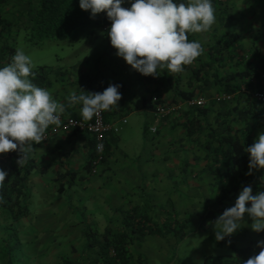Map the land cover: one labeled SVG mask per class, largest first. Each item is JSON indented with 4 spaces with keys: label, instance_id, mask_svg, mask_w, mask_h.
Here are the masks:
<instances>
[{
    "label": "crops",
    "instance_id": "1",
    "mask_svg": "<svg viewBox=\"0 0 264 264\" xmlns=\"http://www.w3.org/2000/svg\"><path fill=\"white\" fill-rule=\"evenodd\" d=\"M173 2L187 4L188 0H173ZM211 3L215 10V23L210 30L188 35L189 41L201 43L204 52L192 64L183 66V72L170 75L166 69L163 71L158 69V76H145L132 69L123 57L116 54L117 50L111 45L109 37L108 40L99 41L97 46L89 47V50L85 51L84 47L81 63L77 67L63 69L64 78L55 81L52 87L47 88L52 98L63 103L66 110L60 117L62 124L59 127L49 126L46 131L47 137L42 143L33 142V147L36 148L33 153L36 168L33 172H37L38 177L32 178V172L28 181L31 184L34 181L38 183V193L43 196L52 197L54 192L65 195L57 199L58 204L52 200L53 208L60 207L56 209L57 215L50 218L49 215L44 216L42 213L41 217L44 219L38 221V229L43 231V234H38V244L40 239L47 241L54 237L51 248H55L52 245L56 247L60 245L62 248V245L68 244L64 247L66 249L74 242L70 238L64 241L57 239L58 237L74 234L82 236V243L80 242L76 251H71L74 255H60L62 264L63 258L74 261L85 258L83 250L87 242L86 231L95 229L99 234H103L107 226L115 230L123 229L126 212L134 207L131 205L134 201L126 199L137 187L138 190L133 197L139 198L138 204L145 200L144 188L147 190L152 187L153 197L156 198L154 204L157 205L156 210L152 212L161 218L166 217L169 212L166 209L168 203L182 204V201H185L184 206L179 207V213L175 216L178 219L192 220L188 234L195 231L192 226L206 213L208 203H211L209 208L214 206L216 189L213 185L216 179L210 171L211 161L206 158L207 152L203 144L208 140V134L218 128L220 102L226 101L232 113H236L237 107L241 109L249 106L246 100L237 99V95L246 91L251 73L257 76V81L261 85L264 81V66H261L264 62V0H211ZM219 49L222 50V56L215 59L213 68L206 72L205 68L208 67H204V64L212 60L210 52L218 53ZM72 60L78 61L74 57ZM199 71L200 76H198ZM234 73H238V76L232 80L229 76ZM83 76H90L92 79L86 85L88 92H93L95 88L103 92L109 84L121 85L118 91L122 94V98L118 101V105L113 106L111 111H106L108 121L116 122L119 131L108 136L106 157L96 174H91L87 166L93 144L90 133L65 126L68 119L82 120L80 115L82 105L67 107V97L72 91L77 95L85 94L82 90H78L83 83H86ZM91 83L92 88H90ZM228 83H239L240 91L230 94L221 91L222 86H227ZM194 89L199 90L197 97L205 99L204 107L214 104L206 117L212 127L204 122L203 130L190 133L187 129L190 116L186 115L184 105L165 116L157 115L151 107L150 98L154 94L165 102H176L184 100L181 99V94ZM256 104L260 107L264 106V103ZM130 116H136L137 119L133 120L132 125H129ZM201 118L202 121L205 119L204 116ZM247 122L245 117L241 119L238 117L232 122V126L238 129L246 126ZM262 132H264V119L251 135L253 143ZM133 139H136L135 145L139 149V156L132 157L125 152L124 147L131 146L134 143L131 141ZM123 162L126 164L123 165ZM98 175L101 181L96 179ZM260 183L261 186L264 185V174ZM95 186L98 187L93 192L91 188ZM245 186L252 188L254 184L249 180L246 185L241 184L242 189ZM180 191L182 193H179ZM258 192H264V189L252 188L253 195ZM231 201L235 203L236 200L232 198ZM129 202L130 207L125 204ZM246 206L250 207V202ZM53 208L51 207L50 211ZM217 218V216L210 218L202 228ZM98 219L101 222L97 221ZM64 220H69L71 224L69 230L57 231L55 236L43 230L48 225L55 229L66 226ZM244 223V226L238 229L237 236L234 235L237 241L232 240L231 243L237 246V250L251 246L250 254L256 255L261 250L257 242L264 240V231L252 230V219L249 215L244 217ZM149 236L151 235H147L142 241L141 246L132 243V248L145 255L142 248ZM158 237L160 244L166 246L167 237ZM174 239L183 238L168 236L169 241ZM41 250L39 246L38 253ZM89 253L91 260L96 257L95 249H90ZM228 255L236 254L233 252ZM145 257L148 259L147 254Z\"/></svg>",
    "mask_w": 264,
    "mask_h": 264
},
{
    "label": "trees",
    "instance_id": "2",
    "mask_svg": "<svg viewBox=\"0 0 264 264\" xmlns=\"http://www.w3.org/2000/svg\"><path fill=\"white\" fill-rule=\"evenodd\" d=\"M133 2L134 0H123L121 6L130 9ZM110 25L111 21L108 20L106 12L96 14L93 18L91 10L80 8L79 0H0V68L10 63L11 56L19 48L30 56L34 65L32 71L35 75L29 79L38 87L47 89L52 87L55 81L64 78L63 69L74 68L81 63L80 58L85 48V51L89 50V47L97 46L99 41L109 39ZM221 51L219 49L218 53L210 52L212 60L204 64V67H208L205 68L206 72L213 68L215 59L222 56ZM73 57L78 61L73 62ZM261 66H264V62ZM198 73L200 76L201 72ZM253 75L255 74L251 73L250 76ZM236 76L238 73L231 74L229 78L233 80ZM83 79L86 83H83L78 90H82L85 94L91 93L86 89L88 87L86 85L92 81L91 77L83 76ZM247 86L245 92H239V83H228L220 89L228 94L239 92L237 99L246 100L249 106L241 109L237 107L236 113H232L226 101L220 102L218 130L213 129L208 134V140L203 144L207 152L206 158L211 161L210 171L216 179L213 185L216 189L214 205L218 203L219 208L217 210L213 206L208 208L201 218L202 225L215 217L216 213H223L226 208L234 206L235 203L231 200L237 199L242 189L241 184L246 185L247 181L251 180L254 184L253 189H264V185L261 186L260 183L264 168L253 169L251 175L246 174L249 172L250 154L245 149L253 144L251 135L264 119V106L260 107L251 99L255 84L248 82ZM257 86L262 87L260 83ZM92 87L91 83L90 88ZM197 91L199 90L184 92L181 94V99L197 97ZM93 92H99V88H95ZM154 96L158 98L157 102H165L158 95H152L150 101L153 110L156 108ZM213 105L187 106L184 108L186 110L183 109L186 115L190 116V126L187 125L190 133L203 130L204 122L212 127L206 117ZM104 113L106 120H109L106 111ZM203 116L205 119L202 121ZM238 117L240 119L245 117L248 122L246 126L234 129L232 122ZM92 139V152L87 164L89 169L96 156L95 139L94 137ZM18 157L19 153L16 151L0 154V169L8 173L3 186L0 187V215L3 216L5 225L8 224L7 229L12 228L15 222L20 221L30 212L31 188L28 179L36 168V159L32 155L27 163L19 168L16 163ZM191 221L190 218L178 219L171 212L161 218L157 214H151L147 208L142 209L141 205L134 206L126 212L123 229L115 230L107 226L103 234H99L95 229L86 231L87 242L83 250L85 258L79 261L63 258V264H150L145 255L133 249L131 244L136 243L141 246L147 235L162 237L174 235L185 238L190 231ZM16 235L17 233L12 231L8 240L10 241L11 237L17 238ZM7 237L6 235V247L1 250L2 258L6 264H13L16 260L15 248L8 245ZM11 245L13 246V243ZM231 245L236 255H209L206 263L243 264L254 255L250 254L251 246L237 250L233 242ZM92 248L95 249L96 257L91 260L89 250ZM243 256L245 259H242Z\"/></svg>",
    "mask_w": 264,
    "mask_h": 264
},
{
    "label": "clouds",
    "instance_id": "3",
    "mask_svg": "<svg viewBox=\"0 0 264 264\" xmlns=\"http://www.w3.org/2000/svg\"><path fill=\"white\" fill-rule=\"evenodd\" d=\"M123 0H79L82 10H91L92 17L106 12L111 21L108 30L116 54L123 57L132 69L148 76L159 75L158 69L170 75L183 72L199 57L204 48L198 41H189L191 33L210 30L215 23L211 0H188L187 4L173 0H134L130 9L121 5ZM29 55L19 48L10 63L0 68V154L19 153L17 165L23 167L35 152L33 142L42 143L49 126L59 127L66 108L52 98L47 89L38 87L29 77L34 76ZM119 84H109L103 92L76 94L67 97V107L82 105V120L90 121L103 111L118 105L122 94ZM102 150V145H97ZM249 155V172L264 168V132L245 149ZM7 171L0 169V187ZM250 202L251 206H246ZM251 219L255 232L264 231V192L252 194L251 186L243 187L234 206L226 208L215 220V239L224 240L241 228L245 214ZM256 255L243 264H264V240Z\"/></svg>",
    "mask_w": 264,
    "mask_h": 264
},
{
    "label": "rangeland",
    "instance_id": "4",
    "mask_svg": "<svg viewBox=\"0 0 264 264\" xmlns=\"http://www.w3.org/2000/svg\"><path fill=\"white\" fill-rule=\"evenodd\" d=\"M130 118L131 119L129 120V125H132L134 122L133 120L137 119L136 116H130ZM133 133L135 132L133 131ZM135 140L136 139L131 140L134 141L131 146L128 145L127 147H124L125 152L132 157L134 155L139 156V149L135 145ZM139 160L140 158H138V161ZM125 164L126 162H123V165ZM34 177H38L37 172H33L32 178ZM96 179H100L101 181V177L99 175L98 177H96ZM29 186L32 189L30 213L20 221L15 222L13 224V227H9V229L6 228L8 224L6 223L5 225V222L0 217V264H6L4 262L5 260H3L2 258L1 252V250L5 249L6 247V235L8 236V245L12 248H15L14 254L16 256V260H14L13 264H62L60 255H74V253H72L71 251H76L75 249L78 248L80 242L82 243V236H80L79 234H74L76 238L74 235L58 237L57 239H63L64 241L70 238V240L74 242L70 247L66 249L64 247L68 244L62 245V248L60 245H58L57 247L56 245H52V247L55 248H51L54 237L47 241H43L42 239H40V244H38V234H43V231L38 229V221H40V219H44L41 217V215H43L42 213H44V216L49 215L50 218L53 215H57L55 214L57 211L56 209H59L60 207L53 208L52 200L57 203V199L60 196L64 197L65 195L54 192V196L52 197L50 195L43 196L40 194V192L38 193V183L34 181L33 184L29 183ZM97 187L98 186H95V188H91V190L94 192ZM137 188L132 191V195L126 200L134 201V204L131 203L132 206L141 205L142 209L147 208L148 210H150V213L153 214L154 212L152 211L156 210L157 205L154 204L156 198L153 197L154 192L152 190V187L150 186L149 188H147V190H145L144 188L145 197L143 199L145 200L141 201V204H138L139 198L133 197L138 190ZM140 189L142 190V188ZM179 193H182V191H180ZM125 204L130 207V202ZM184 204L185 201H182V204L168 203V206L166 205V209L169 210V212H171L173 215H176L177 213H179V207H183ZM210 204L211 203H208L207 210ZM51 207L53 208L52 211H50ZM213 208L217 210V208H219L218 203H216ZM221 214L222 212H218L216 213V216L219 217ZM247 215L248 214L246 213L245 216ZM74 216L77 217V214L74 213ZM97 221L101 222L100 219H98ZM63 222L66 226H60L55 229V227L53 228L51 225H48L45 226L43 230L47 231L50 235L55 236L57 235V231L62 232L69 230L71 225L69 220H64ZM243 224L245 223L243 222L242 226H244ZM202 226L204 225L201 224V219H198V221L193 224V228L191 227L192 229H195L194 232L189 233L182 240L174 239L172 241H169L167 237L166 240L168 243L166 246L160 244L158 236H149L147 238V243H145L142 248L145 256L147 254V260L150 264H207L206 257L209 255H228L235 252L233 250V246L231 245V241H237V238H235L234 235L237 236L238 230L230 236H226L224 240L216 241L215 220L213 219L208 223V225H205V227L203 228ZM12 231L17 233V238L11 237L9 241L8 238ZM57 239H55V241H58ZM174 241L177 242L175 243ZM11 243H13V246L11 245ZM39 246H41L42 250L38 253ZM158 248L159 250H156ZM52 250H56L58 252ZM42 251L44 252L42 253ZM242 259H245V257L243 256Z\"/></svg>",
    "mask_w": 264,
    "mask_h": 264
},
{
    "label": "built area",
    "instance_id": "5",
    "mask_svg": "<svg viewBox=\"0 0 264 264\" xmlns=\"http://www.w3.org/2000/svg\"><path fill=\"white\" fill-rule=\"evenodd\" d=\"M250 82H253L255 86L252 89L251 97L252 100L256 103H264V81L262 83V87L259 88L257 84V76L253 75L249 79ZM157 97L154 96L153 100L156 102V108L154 112L159 116H165L172 113L174 110L182 107L184 105L187 106H204L205 99L201 97H193L188 100H179L172 102H157ZM126 121V120H124ZM66 128H77L82 131H88L92 137L95 139V158L92 161L90 173L96 174L99 171V166L105 159V151H106V142L108 136L111 133H117L119 131V125L116 122H109L105 118L104 111L101 112L100 115L94 116L90 121L76 120V119H68L65 123ZM97 145H102V150H97Z\"/></svg>",
    "mask_w": 264,
    "mask_h": 264
}]
</instances>
